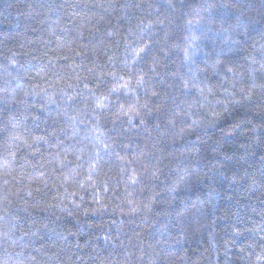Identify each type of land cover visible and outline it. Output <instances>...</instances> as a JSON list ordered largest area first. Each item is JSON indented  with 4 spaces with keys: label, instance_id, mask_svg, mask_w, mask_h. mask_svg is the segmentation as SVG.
I'll use <instances>...</instances> for the list:
<instances>
[{
    "label": "trees",
    "instance_id": "16d2710c",
    "mask_svg": "<svg viewBox=\"0 0 264 264\" xmlns=\"http://www.w3.org/2000/svg\"><path fill=\"white\" fill-rule=\"evenodd\" d=\"M0 264H264V0H0Z\"/></svg>",
    "mask_w": 264,
    "mask_h": 264
}]
</instances>
